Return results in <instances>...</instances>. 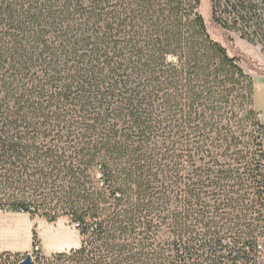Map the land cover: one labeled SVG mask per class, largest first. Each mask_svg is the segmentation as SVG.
I'll return each instance as SVG.
<instances>
[{"label": "trees", "instance_id": "obj_1", "mask_svg": "<svg viewBox=\"0 0 264 264\" xmlns=\"http://www.w3.org/2000/svg\"><path fill=\"white\" fill-rule=\"evenodd\" d=\"M201 4L0 0V211L81 234L44 264H223L264 240L254 78ZM211 4L264 50V0Z\"/></svg>", "mask_w": 264, "mask_h": 264}, {"label": "rangeland", "instance_id": "obj_2", "mask_svg": "<svg viewBox=\"0 0 264 264\" xmlns=\"http://www.w3.org/2000/svg\"><path fill=\"white\" fill-rule=\"evenodd\" d=\"M202 4L200 12L205 16L211 35L223 42L233 55H238L242 59V66L245 70L250 73L253 77L264 75V50L261 44L258 42H251L247 38L241 37V33L235 30H223L212 21V4L211 0H201ZM219 11V16H221ZM222 18H227L226 14H222ZM231 20V19H230ZM230 36L233 39L230 40ZM258 104L260 105L263 116H264V94H259ZM36 221L34 222L35 228L38 232L42 233L41 238L46 241V248L52 249L51 247L62 243L67 238L72 242H77L80 246L81 238L77 233L76 229L71 226H65L62 221H49L48 219L35 216ZM62 230H66V236L62 234ZM56 231V232H54ZM208 248H204L203 251L208 252Z\"/></svg>", "mask_w": 264, "mask_h": 264}, {"label": "crops", "instance_id": "obj_3", "mask_svg": "<svg viewBox=\"0 0 264 264\" xmlns=\"http://www.w3.org/2000/svg\"><path fill=\"white\" fill-rule=\"evenodd\" d=\"M254 78L255 84V104L256 107L262 112L259 101V94H264V75H260ZM264 103V101H261ZM262 117L264 120L263 112ZM39 215H36V217ZM41 217V216H39ZM44 218V217H42ZM46 219V218H45ZM36 218L34 215L26 212H14V211H0V252H21L30 253L33 249L34 244V232L37 233V238L47 255L56 254L58 252L68 251L72 248L78 247L79 243L72 242L71 240L65 238L62 243H57V245L51 247L52 249L46 248V241L41 238L42 233L38 232L35 228L34 222ZM65 223V226H71L76 229L77 233L80 235L77 227L72 224L67 217H60L56 220ZM62 234L66 236V230H62ZM56 232V231H54ZM42 234V235H41Z\"/></svg>", "mask_w": 264, "mask_h": 264}, {"label": "built area", "instance_id": "obj_4", "mask_svg": "<svg viewBox=\"0 0 264 264\" xmlns=\"http://www.w3.org/2000/svg\"><path fill=\"white\" fill-rule=\"evenodd\" d=\"M224 253L227 256L223 264H264V240L251 242L249 245L245 243H240L236 247L232 245L225 249ZM29 254L32 256L33 264H44L48 259V255L40 245H36ZM245 254L248 255V258L245 257ZM4 257L6 259L7 256ZM26 257L19 260L15 256L8 257L10 258L8 264H20Z\"/></svg>", "mask_w": 264, "mask_h": 264}, {"label": "water", "instance_id": "obj_5", "mask_svg": "<svg viewBox=\"0 0 264 264\" xmlns=\"http://www.w3.org/2000/svg\"><path fill=\"white\" fill-rule=\"evenodd\" d=\"M20 264H33L32 256L30 254H28L26 259L23 262H21Z\"/></svg>", "mask_w": 264, "mask_h": 264}]
</instances>
